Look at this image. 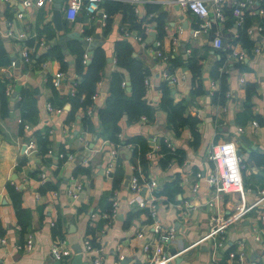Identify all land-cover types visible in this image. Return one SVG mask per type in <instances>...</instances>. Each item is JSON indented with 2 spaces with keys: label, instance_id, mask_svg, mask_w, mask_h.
I'll return each mask as SVG.
<instances>
[{
  "label": "crops",
  "instance_id": "crops-1",
  "mask_svg": "<svg viewBox=\"0 0 264 264\" xmlns=\"http://www.w3.org/2000/svg\"><path fill=\"white\" fill-rule=\"evenodd\" d=\"M23 1L0 0V37L10 57L9 64L0 65V79L7 80V86L11 89L9 112L6 115L0 113V234L6 237V242L0 243V263L47 264L54 241L65 238L71 248L79 244L82 252L83 241L90 236L92 243L100 248L102 264H146L148 252L142 248L144 241H156L159 232L173 226L175 237L164 246L174 247L177 251L176 257L167 264H209L212 242L209 239L200 240L208 230L209 217L215 213L228 216L238 202L237 192L221 193L214 202L213 187L206 179L214 168L209 157L211 144L231 140L240 150L245 162L242 175L248 184L244 186L246 202H253L259 195L257 190L264 187V175L255 170L264 171V165H257L252 158L254 151L264 153V30L249 34L255 43H261L263 52L256 53L252 48L251 54L245 51V56L238 59L229 53L234 45L243 48L234 41L239 25L235 20L229 23L227 14L223 21H219L209 6L208 29L194 34L192 30L198 27L200 18L174 0H141L135 3L125 0L134 4L138 16L146 14L147 2L151 1L159 3L166 12L165 33L159 39L160 49L181 60L173 69L177 81L172 84L171 93L175 102H184L185 110L195 111L200 119V142L194 147L190 142V130L184 127L176 131L167 125L166 112L158 104L161 74L169 64L154 54L156 31L151 22H145L146 35L144 39L138 40L134 37L138 35L135 31L127 30L129 34H124L121 11L113 12L103 19L99 12L90 16L81 9L73 20H68L64 16L66 0H62L63 28L58 30L52 20L53 1L44 6L26 5ZM225 5L230 4L224 2ZM257 8L258 4L254 10ZM18 11L22 12V16H17ZM151 15L149 13L146 16L148 18ZM106 18H109V26L104 32ZM256 23L258 20L255 18L251 26ZM46 26L50 27L49 36ZM85 27L92 31L88 40L97 43L92 47V53L98 45L105 63L92 95V103L86 108H79L75 113L76 118L67 121L69 102L57 104L62 107L61 112L46 109V103L51 101L53 94V84L50 85L48 79L60 69L64 75L60 83L53 86L59 91L60 97L72 91L73 81L78 74L74 65L76 55L70 49L72 41L69 39L83 42L82 39L88 38H82ZM8 31L12 34H8ZM71 31H77L79 38L65 39L66 33ZM21 32L26 33L25 39L18 36ZM217 35L222 39L219 48L213 45V38ZM41 38H44L43 44ZM120 39H128L133 47L132 55L145 66L150 79L149 83H145L144 97L154 106L153 120L149 122L146 118H139L130 122L126 116H122L118 122L120 138L140 135L151 146L145 168L139 158L132 155V145H115L104 136V125L99 116L100 109L106 105L114 73H122L126 90L131 88L128 72L116 62L115 44ZM24 44L30 49L28 62L21 57ZM56 45L63 54V69L61 62L56 59L48 58L40 64L35 63L33 54L40 56ZM85 46L87 53L88 46ZM191 54L201 57L200 69L195 77L186 64ZM89 55L86 61L90 60ZM219 60H222L219 69L225 74L227 88L226 99L222 104L212 102V93L219 88V79L212 78L211 70ZM249 84L253 85L250 95L246 90ZM21 87H37L38 94L37 119L20 130V113L16 103ZM193 89L196 91L193 92ZM247 98L252 112L258 113L260 120L250 117L239 120V115L246 109ZM85 115L89 117L88 126H84L82 121ZM252 120H256L257 125ZM38 135L47 139V150L42 149L43 146L37 140ZM29 140L33 141L35 149L26 154L23 147ZM161 140L174 148L183 149V160L161 166L157 153ZM112 148L116 150L115 158L111 155ZM110 163L113 165L110 173H107ZM117 168L123 171V177L120 185L113 187V175ZM134 170L156 180L154 192L176 177L181 190L172 199H168L165 194L154 193L157 197L156 213L152 217L149 208L138 203V197L142 195L132 191L126 184L127 175L130 176ZM197 171L200 172L199 176L195 174ZM40 172L46 174L44 180H41ZM46 181L55 184V188L41 192L40 187ZM7 183L14 184L21 191V205L29 211L28 227L24 233H21V227L17 228L20 225ZM77 183L81 187L76 191L77 196L73 197L68 188H73ZM152 192L145 188L144 197ZM113 198L117 201L115 213L108 216L109 212L105 210L112 205ZM102 218H107L102 227H94ZM153 223L160 225L159 232L154 230ZM89 226L93 231H87ZM138 231L143 232V238L137 236ZM26 232L34 235L31 250L18 247ZM257 232L264 238V221L258 218L256 209L252 208L226 228L225 244L216 251L217 263L224 259L222 261L226 264H233V256L241 246L239 242H242L249 262L258 263L264 247L261 241L254 239ZM165 251L170 254L168 250ZM82 254L84 259L90 261L87 254ZM63 262L67 263V259Z\"/></svg>",
  "mask_w": 264,
  "mask_h": 264
},
{
  "label": "trees",
  "instance_id": "trees-1",
  "mask_svg": "<svg viewBox=\"0 0 264 264\" xmlns=\"http://www.w3.org/2000/svg\"><path fill=\"white\" fill-rule=\"evenodd\" d=\"M258 10L262 9V12L254 10L253 13L245 12L244 18L241 24L237 27L238 34L235 37V42L239 43L241 47L251 54V50L254 47L255 40L251 38L248 33V27L253 24L255 18L258 23L264 24V0H258ZM100 6L106 13V17L111 15L113 12L121 11L123 14V27L124 30L130 32L135 31V34L141 35L142 39L145 37L144 25L145 22H151L153 24L156 34L155 39L159 40L165 33L164 26L166 22V12L161 8V5L156 2H147L146 14L143 16H138L135 12L134 4L125 0H102ZM83 13H85L83 11ZM152 15L147 18L146 15ZM225 17L226 14L229 16V23L235 20L232 14V8L230 5L224 6ZM88 16V15H87ZM225 19V18H224ZM103 31L106 32L109 26V18H106ZM47 36L51 35L50 27L46 26ZM92 34V31L85 27L83 31L82 38H86ZM72 41L70 44V49L75 53V70L77 71V78L73 81V89L65 97H60L59 91L52 85L51 79H48V83L52 85L53 94L52 99L49 101L52 105L60 106L64 102H69L70 109L68 111L67 121L74 120L75 113L79 108H86L92 103V95L96 91V84L101 78V68L105 63V57L100 51V47L96 45L93 48V53L89 55V62L84 59L86 54V44L80 39H69ZM234 42V43H235ZM31 44V41L27 42ZM116 62L119 66L123 67L128 72V77L130 81V90H126L125 78L122 73H114L112 77L111 89L106 99V105L100 109L99 116L104 125V136L110 141L121 145V144H132V155L139 158V161L145 168L148 163V153L151 151V146L146 141V139L140 135L126 137L122 139L119 137L120 125L119 119L122 116H126L128 121H133L145 116L147 121H152L154 118V106L149 103L144 95L146 92V85L144 83V78L148 75V70L145 66L132 55L133 47L128 39H120L116 42ZM62 52L59 47L51 46L47 51L36 56L33 54L35 63L40 64L45 59L51 58L56 59L61 62ZM167 71L173 73V69L176 65H179L181 60L177 56L167 55ZM158 58V57H157ZM10 63V57L5 49L4 42L0 37V65H7ZM201 57H196L194 54L187 60V68L191 71L193 77L197 75L200 69ZM222 64V60L213 66L211 70L212 78L219 79V88L212 93V102L224 103L225 91L227 90L225 84V74L220 71L219 67ZM64 64L61 62V68L63 69ZM7 87V80L0 79V113L6 115L9 112V98L5 90ZM161 96L159 100V106L166 112V122L176 131L187 127L190 130L192 139L191 144L196 147L200 142V131L198 129L199 117L195 111H186V106L184 102H175L172 97V83L165 78H161L160 84ZM253 85L249 84L246 87L247 94L250 95V90ZM193 92L196 90L193 89ZM252 92V90H251ZM19 99L17 100V108L20 113V130L24 128L25 123L34 122L37 119V87H21L19 89ZM247 95V97H248ZM248 99V98H247ZM60 104V105H57ZM245 111L239 115V120H246L248 117L260 120V115L258 113H253L251 110V103L249 99L245 103ZM84 126H88L89 117L86 115L82 119ZM39 144L43 146V150H47V139L41 135L37 138ZM159 154L158 160L161 166L166 167L172 161L181 162L184 158V150L181 148H171L170 145L161 140L160 147L157 150ZM252 158L257 165H264V153L254 151L252 153ZM243 163H245L243 161ZM245 165V164H244ZM138 173L137 170H134ZM121 177H123V171L117 168L113 175V187H118L121 183ZM244 186H248L246 180L243 178ZM8 193L10 195L13 207L15 209V214L17 216L18 224L20 225L21 233H24L28 227V217L29 211L22 207L21 205V191L15 187L14 184H6ZM47 188H55V184L46 181L43 186L40 187V191L44 192ZM263 188V187H262ZM181 190L179 179L176 177L170 182H166L163 186L156 190L154 193L156 195L165 194L168 199L174 198L175 194ZM112 205L108 206L105 210L110 212ZM107 218H102L98 224L94 227L101 228L105 223ZM88 232L93 231L90 226L87 229ZM0 232L2 230L0 229ZM27 233V232H26ZM25 233V234H26ZM25 236V235H24ZM24 238L22 239V241ZM23 243V242H22ZM225 258V257H224ZM224 260V259H222ZM220 260L218 264H226L224 261ZM1 264V263H0Z\"/></svg>",
  "mask_w": 264,
  "mask_h": 264
},
{
  "label": "built area",
  "instance_id": "built-area-1",
  "mask_svg": "<svg viewBox=\"0 0 264 264\" xmlns=\"http://www.w3.org/2000/svg\"><path fill=\"white\" fill-rule=\"evenodd\" d=\"M9 1V0H3ZM102 0H66L65 8H64V16L68 20H73L77 13L84 9L90 16L95 15L97 12L101 14V17L104 19L107 15L103 11L100 6V2ZM135 3L141 0H130ZM179 6L191 11L195 15L200 18L198 23V27L194 28L192 32L197 34L200 31H205L209 27V6L212 7L214 17L223 21L225 18L224 13V2H229L232 8V14L235 17L236 23L239 25L242 23L244 14L246 11L249 13H253L254 7H257L258 0H174ZM52 0H24L23 3L26 5L35 4L36 6H44L46 3H50ZM259 12H262V9H259ZM17 16H22V12L18 11ZM148 28H146L147 30ZM248 33L252 35L254 32L263 31L264 24L256 23L253 26L248 27ZM8 34H12V32L8 31ZM124 34H129L127 30H124ZM18 36L22 39L26 38V33L21 32ZM136 39H142L141 35H135ZM87 39H90L88 36ZM44 43V38H41V44ZM213 45L217 48L221 47L222 39L220 36H215L213 38ZM154 47V48H153ZM153 51L156 57H158L162 62H167V54L164 53L160 49V41L155 40ZM254 52L260 53L262 51V45L259 42H256L253 47ZM230 55L242 59L246 52L243 48H237L235 45L230 50ZM88 54L84 55V59L86 60ZM21 57L25 61L30 60V49L24 44L21 50ZM64 75L62 70H57L53 77L51 78V82L53 85H58L60 83V79ZM161 76L165 79H168L172 84L177 81V77L174 73H169L167 70H163ZM150 79L148 76L144 78V83H149ZM73 89V88H72ZM7 95H11V89L9 86L6 87L5 90ZM46 109L49 111L61 112V106H53L50 102L46 103ZM142 119H145V116H141ZM254 125H257L256 120H252ZM28 126L27 123L24 125ZM120 134V133H119ZM118 145V144H115ZM130 146L132 144H129ZM170 145V144H169ZM173 149L174 147L170 145ZM23 151L28 154L31 153L35 147L32 140H29L26 144H24ZM50 152V149L48 150ZM116 150L114 148L111 149V155L115 158ZM150 152L148 153V155ZM209 157L214 163L213 172H211L207 177L208 183L213 187L214 190V202L218 199L219 195L224 192H237L238 194V202L235 205L234 211L231 212L228 216H223L221 214L215 213L210 215L209 217V227L206 234L200 239H209L212 243L213 249L210 254L209 264H218L216 251L219 248L223 247L226 241L225 230L226 228L236 219L245 215L252 208L256 209L258 213V218L264 221V187L259 188L257 193L259 194L256 199L248 203L246 202V197L244 194V184H243V175L242 168L244 167L243 158L240 154H237V147L231 140L219 141L211 144L209 148ZM113 163H110L109 167H107L106 172L110 173V168ZM138 173H133L128 178V186L132 191L140 192L142 188H149L153 190V192L148 196L138 197V203L140 206H147L149 208L150 215L152 217L155 216L156 213V195L154 194V189L157 186V182L154 178H149L139 170ZM196 176L200 175V172H195ZM46 174L44 172H40L41 180H44ZM196 186V184H195ZM81 187L80 183L75 184L73 188H68L69 194L73 197L77 196L76 191ZM117 201L113 198L112 200V208L108 213V216L113 215L115 213V206ZM154 230L160 231L161 227L158 223H153ZM19 229L20 226H17ZM137 236L144 237L143 232L138 231ZM175 237V230L173 226H169L163 232H159V236L156 241L150 242L148 240L144 241L142 248L144 251L148 252V262L146 264H167L174 256V254L167 253L163 246L169 240ZM254 239L256 241H261L264 247V238L262 235L257 232L254 234ZM6 237L0 234V243H5ZM84 249L83 253L87 254L90 257L91 264H102V256L100 253V248L96 247L92 241L90 236H87L84 239ZM199 242V241H198ZM196 243V242H194ZM34 244V235L32 232H27L24 236V240L22 244H18V247L23 248L24 250H31ZM241 245L234 257L233 264H254V262H249L247 258V253L243 247L242 242H239ZM73 254L72 248L67 244L65 238H60L54 241L50 247V255L54 259H59L61 261L66 260L67 262L71 258ZM261 260L255 264H264V250L261 256Z\"/></svg>",
  "mask_w": 264,
  "mask_h": 264
},
{
  "label": "water",
  "instance_id": "water-1",
  "mask_svg": "<svg viewBox=\"0 0 264 264\" xmlns=\"http://www.w3.org/2000/svg\"><path fill=\"white\" fill-rule=\"evenodd\" d=\"M52 1H53L52 2V20L54 22L55 27L58 30H62V28H63L62 22H61V18L63 15L62 6H61L62 0H52ZM97 36L98 35H96V37ZM67 37L79 38V35H78L77 31H71V32H67L64 38L67 39ZM62 39H63V37H62ZM82 40L88 46L87 54L88 55L91 54L92 53V47L97 43L95 42V40H93V41H91V40L89 41L88 39H82ZM87 62H89V59H87ZM241 138L246 140V142L249 143V140L247 138H245L244 135H241ZM237 154H240L239 149H237ZM255 170L257 172H259L260 174L264 175V171L259 170L257 168H255ZM128 178H129V175H127V177H126V184L128 183ZM144 192H145V188H142L139 193L143 196ZM164 249L168 250L170 252V254H174L177 251L176 248L168 247L167 245L164 246ZM72 250H73V254H72L69 262L64 263L63 261H61L59 259H54L51 257L48 260L47 264H91L90 261L83 258V254L81 252V248H80L79 244H75L73 246Z\"/></svg>",
  "mask_w": 264,
  "mask_h": 264
}]
</instances>
